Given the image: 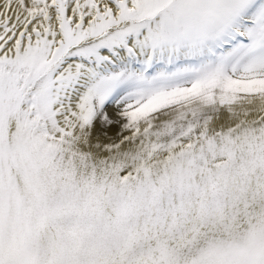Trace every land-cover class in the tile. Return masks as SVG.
<instances>
[{"label": "snow or ice", "instance_id": "6c2138e0", "mask_svg": "<svg viewBox=\"0 0 264 264\" xmlns=\"http://www.w3.org/2000/svg\"><path fill=\"white\" fill-rule=\"evenodd\" d=\"M0 264H264V0H0Z\"/></svg>", "mask_w": 264, "mask_h": 264}]
</instances>
